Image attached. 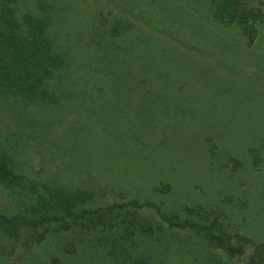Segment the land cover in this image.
I'll list each match as a JSON object with an SVG mask.
<instances>
[{"label": "rangeland", "instance_id": "obj_1", "mask_svg": "<svg viewBox=\"0 0 264 264\" xmlns=\"http://www.w3.org/2000/svg\"><path fill=\"white\" fill-rule=\"evenodd\" d=\"M37 1L22 0L18 16L42 14ZM44 1L59 63L39 70L25 100L0 99V164L56 196L97 191L75 210L133 199L146 206L0 223V264H251L264 256V0H238L237 15L253 14L242 23L214 19L211 0ZM19 195L0 187V212H20ZM161 211L210 225L243 252L169 225ZM114 242L127 250L119 261L107 252Z\"/></svg>", "mask_w": 264, "mask_h": 264}, {"label": "trees", "instance_id": "obj_2", "mask_svg": "<svg viewBox=\"0 0 264 264\" xmlns=\"http://www.w3.org/2000/svg\"><path fill=\"white\" fill-rule=\"evenodd\" d=\"M22 0H0V99L10 95H17L23 100L27 97V90L35 86L39 81L38 72L43 69V74H47L56 69L59 57L52 52L51 40L45 35L46 26L50 22L44 0H38L37 6L42 11L40 15L24 11L18 16L19 3ZM213 3V18L220 21H233L237 18L242 23L253 14L245 12L237 15L239 7L238 0H211ZM256 17V15H254ZM243 32L245 27L240 24ZM256 30L248 35L247 43H251L255 37ZM42 67V68H41ZM40 68V69H39ZM255 149H251L253 152ZM258 156H253V162H258ZM0 187L19 193L24 207L20 212L11 216L0 212V223L22 221L28 224L42 223L48 220H62L64 218L84 219L91 214H103L118 209L131 208L136 210L146 206L133 199L129 203H112L106 207L95 209L75 210V204L93 201L97 196V191L90 187H71L62 191L57 196L50 192L45 186L40 185L35 180L22 175L15 174L0 164ZM40 188L47 191L45 196ZM56 197V198H55ZM57 206L61 214L56 215L51 207ZM122 206V207H121ZM153 207L160 210L159 206L153 203ZM167 212L161 211L162 219L169 225H182L191 229H196L204 235V238L217 247L222 248L227 253L241 254L243 249L231 244H225L222 237L216 234L210 225L193 221L190 218L175 222ZM124 232V229H122ZM262 246L263 244H258ZM108 254L119 261L122 253L127 252L123 245L114 242L107 250ZM251 264H264V256H251Z\"/></svg>", "mask_w": 264, "mask_h": 264}]
</instances>
